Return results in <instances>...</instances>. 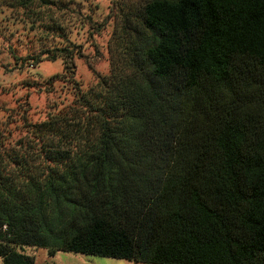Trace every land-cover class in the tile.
Returning a JSON list of instances; mask_svg holds the SVG:
<instances>
[{"label": "trees", "instance_id": "16d2710c", "mask_svg": "<svg viewBox=\"0 0 264 264\" xmlns=\"http://www.w3.org/2000/svg\"><path fill=\"white\" fill-rule=\"evenodd\" d=\"M135 21L107 76L0 153L1 264H264V0H148Z\"/></svg>", "mask_w": 264, "mask_h": 264}, {"label": "rangeland", "instance_id": "374dc122", "mask_svg": "<svg viewBox=\"0 0 264 264\" xmlns=\"http://www.w3.org/2000/svg\"><path fill=\"white\" fill-rule=\"evenodd\" d=\"M46 1L48 6L37 0L26 7L0 0V153L25 142L24 121L40 123L68 105L72 81L87 89L109 74L122 27L135 24L148 0ZM62 49L72 53L65 60L70 70ZM18 251L34 264H142L63 251L50 257L43 248Z\"/></svg>", "mask_w": 264, "mask_h": 264}, {"label": "built area", "instance_id": "2783aa9c", "mask_svg": "<svg viewBox=\"0 0 264 264\" xmlns=\"http://www.w3.org/2000/svg\"><path fill=\"white\" fill-rule=\"evenodd\" d=\"M0 236L2 238H0V244H4V239H10L11 238V234L9 233V229L8 226L3 224L2 226H0Z\"/></svg>", "mask_w": 264, "mask_h": 264}]
</instances>
